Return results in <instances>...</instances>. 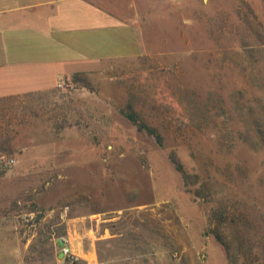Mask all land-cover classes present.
Masks as SVG:
<instances>
[{
  "label": "rangeland",
  "instance_id": "1",
  "mask_svg": "<svg viewBox=\"0 0 264 264\" xmlns=\"http://www.w3.org/2000/svg\"><path fill=\"white\" fill-rule=\"evenodd\" d=\"M141 29L4 116L0 264H264V0H147Z\"/></svg>",
  "mask_w": 264,
  "mask_h": 264
},
{
  "label": "crops",
  "instance_id": "2",
  "mask_svg": "<svg viewBox=\"0 0 264 264\" xmlns=\"http://www.w3.org/2000/svg\"><path fill=\"white\" fill-rule=\"evenodd\" d=\"M146 22L147 0H0V153L4 116L31 114L66 80L146 52Z\"/></svg>",
  "mask_w": 264,
  "mask_h": 264
},
{
  "label": "built area",
  "instance_id": "3",
  "mask_svg": "<svg viewBox=\"0 0 264 264\" xmlns=\"http://www.w3.org/2000/svg\"><path fill=\"white\" fill-rule=\"evenodd\" d=\"M58 87H61V85H58ZM14 164V160L5 156H0V168H6L10 167ZM59 245H60V253L63 256H70V249L68 246V240L64 237L59 239Z\"/></svg>",
  "mask_w": 264,
  "mask_h": 264
},
{
  "label": "trees",
  "instance_id": "4",
  "mask_svg": "<svg viewBox=\"0 0 264 264\" xmlns=\"http://www.w3.org/2000/svg\"><path fill=\"white\" fill-rule=\"evenodd\" d=\"M77 76V75H76ZM74 78H75V76H74ZM186 179V178H185Z\"/></svg>",
  "mask_w": 264,
  "mask_h": 264
}]
</instances>
